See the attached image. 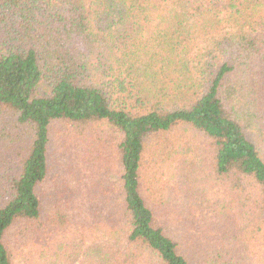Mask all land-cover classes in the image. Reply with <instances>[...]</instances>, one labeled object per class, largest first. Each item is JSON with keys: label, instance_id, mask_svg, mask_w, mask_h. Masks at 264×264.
I'll return each mask as SVG.
<instances>
[{"label": "trees", "instance_id": "16d2710c", "mask_svg": "<svg viewBox=\"0 0 264 264\" xmlns=\"http://www.w3.org/2000/svg\"><path fill=\"white\" fill-rule=\"evenodd\" d=\"M76 262L264 264V0H0V264Z\"/></svg>", "mask_w": 264, "mask_h": 264}, {"label": "rangeland", "instance_id": "374dc122", "mask_svg": "<svg viewBox=\"0 0 264 264\" xmlns=\"http://www.w3.org/2000/svg\"><path fill=\"white\" fill-rule=\"evenodd\" d=\"M216 192H217L218 196H222L221 195L222 191H220V190H216L215 188L212 191L209 190V193H208V195L206 197V200L203 203L206 208L207 207L210 208L211 205L213 203H215V201H216V197H215L216 196ZM189 209L191 211L190 217L194 216L196 218L195 223H200V224L204 225L205 221H204L203 217L200 215V211H198L199 209L198 208H191V206H189ZM193 210H197V211H193ZM207 210H209V209H206L204 211L206 212ZM75 264H79V263L76 262Z\"/></svg>", "mask_w": 264, "mask_h": 264}]
</instances>
